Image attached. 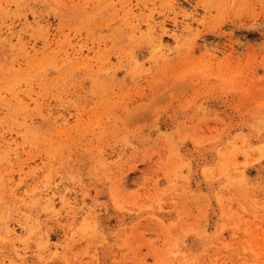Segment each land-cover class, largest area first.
Wrapping results in <instances>:
<instances>
[{
	"label": "rangeland",
	"instance_id": "rangeland-1",
	"mask_svg": "<svg viewBox=\"0 0 264 264\" xmlns=\"http://www.w3.org/2000/svg\"><path fill=\"white\" fill-rule=\"evenodd\" d=\"M1 141L0 264H264V0H0Z\"/></svg>",
	"mask_w": 264,
	"mask_h": 264
},
{
	"label": "bare ground",
	"instance_id": "bare-ground-1",
	"mask_svg": "<svg viewBox=\"0 0 264 264\" xmlns=\"http://www.w3.org/2000/svg\"><path fill=\"white\" fill-rule=\"evenodd\" d=\"M78 1H82V0H78ZM88 1V0H87ZM34 2V1H33ZM87 5V4H86ZM123 7V6H122ZM174 11V10H173ZM129 12V11H128ZM129 13H131V12H129ZM189 20H190V22H186L185 21V23L184 22H178V20H177V17H174L173 18V20H172V24H173V29H167L165 26H163L162 27V34H168V35H170L175 41H176V43L178 42V43H180V42H182V41H184V37L186 36L185 34L186 33H189L190 32V28H191V21H194V17L193 16H189ZM199 22V21H198ZM4 24V23H3ZM7 27V26H6ZM138 30V29H137ZM135 31V30H134ZM8 35L7 36H10L11 35V37L9 38V39H11L12 37L13 38H15L16 39V44L17 45H21V48H22V51H23V55L24 56H22V57H28L29 56V54L31 53V52H33V55H36V53H37V50H36V47L35 46H32L30 49L31 50H28L29 48L28 47H26V44L23 42L24 41V38L22 37V35H21V33H16V35H14V33H12V28H10V27H8L7 29H6V31H5ZM140 32V31H139ZM151 32V31H150ZM134 32L132 33V36L131 37H134ZM8 39V42H9V45H10V41L11 40H9ZM130 39V38H129ZM153 41V43H154V47H153V49L155 48V52L158 54V55H161V56H163V55H166V48H165V46L163 45V38H162V36H158L157 38H156V40L154 39V40H152ZM165 42V41H164ZM44 43V42H43ZM153 45V44H152ZM11 48H13L14 46H10ZM65 54H67V53H65ZM78 55V54H77ZM76 55V56H77ZM157 55V56H158ZM156 56V57H157ZM67 57V56H66ZM25 58H23V59H25ZM65 58V57H64ZM63 58V59H64ZM132 58V57H131ZM159 58V57H158ZM163 58V57H162ZM167 57H164L163 59H166ZM130 60V59H129ZM132 60V63L133 64H135V65H138V63L136 62V60H135V58H132L131 59ZM24 61H26V59L24 60ZM29 61V60H28ZM28 61H26L27 63H28ZM68 61V60H67ZM130 62V61H129ZM20 65V64H19ZM13 66H14V64H13ZM55 70H57V69H55ZM11 71V70H10ZM15 80V79H14ZM17 80V79H16ZM23 110H25V109H23ZM22 110V111H23ZM66 121V120H65ZM65 121H63L64 123H65ZM62 122V123H63ZM68 122V121H67ZM63 123V124H64ZM67 124V123H66ZM65 125V124H64ZM53 138V137H52ZM13 142V141H12ZM11 142V143H12ZM6 147H11V144H9V142H7V145H5L4 143H2V141L0 142V160L1 159H3V158H1V151L3 150V152L2 153H4L3 155H4V158H8V156H10V154H9V150L7 151L6 150ZM8 149V148H7ZM11 150V149H10ZM18 153V152H17ZM14 155H15V153H14ZM3 157V156H2ZM12 157V156H11ZM14 157V156H13ZM6 158V159H7ZM6 159H4L5 161H6ZM4 160H1V161H4ZM13 192V191H12ZM50 192V191H49ZM14 193V192H13ZM46 194V193H45ZM42 195V194H41ZM46 196V195H45ZM44 196V197H45ZM42 197V196H41ZM67 197V194H60V196H59V198H60V201L59 202H61V203H64L67 207H69V209L71 210V211H74V210H76V209H74V207L76 206L75 204H76V202H70L69 200H68V198H66ZM1 198V197H0ZM37 198V197H36ZM38 199H39V197H38ZM44 200V198L42 199V201ZM38 201V200H37ZM37 201H36V203H37ZM41 203H43V202H41ZM44 203H45V207L46 208H48L49 210L50 209H54V199L53 198H48V199H46V200H44ZM81 203V202H80ZM82 204L83 205H80V209H81V211H83L84 209H86L87 211H91V207H88L87 206V204L85 203V200H82ZM43 206H44V204H43ZM63 206V205H62ZM83 213V212H82ZM2 214V213H1ZM228 216V215H227ZM1 218V217H0ZM4 219V218H3ZM1 221V220H0ZM25 221V220H24ZM28 221V220H27ZM27 221L26 222H22V221H20V220H18L17 222H18V227H20V229H22V230H24V232H26V234L27 235H32V234H35L34 232V228H28L27 227V225H28V223H27ZM16 222V221H15ZM27 223V224H26ZM12 224V223H11ZM11 224H9V222H2L1 224H0V233L1 234H3V240H4V242H8V241H10V242H13L14 243V240H16V239H14V236L16 237V229H15V227L14 226H12ZM14 224V223H13ZM17 224V223H16ZM1 239V240H2ZM2 240V241H3ZM8 244H10L9 242H8ZM11 246H13L14 244H10ZM17 246V245H16ZM15 246V247H16ZM14 247V248H15ZM14 248H13V250H14ZM17 248V247H16ZM18 250V249H17ZM17 252H15L14 251V255H16V256H18L17 254H16ZM19 257V256H18ZM21 257H23V255L21 256ZM12 259V258H11ZM170 257H166V259H165V261H164V263L165 264H169L170 263ZM11 262H13V260L11 261ZM15 262V261H14ZM21 262V261H20ZM22 263V262H21Z\"/></svg>",
	"mask_w": 264,
	"mask_h": 264
}]
</instances>
